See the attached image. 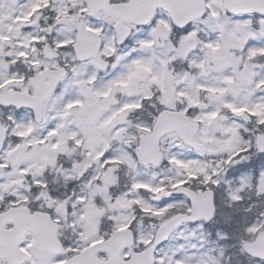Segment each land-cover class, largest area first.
Instances as JSON below:
<instances>
[{"label":"snow or ice","instance_id":"6c2138e0","mask_svg":"<svg viewBox=\"0 0 264 264\" xmlns=\"http://www.w3.org/2000/svg\"><path fill=\"white\" fill-rule=\"evenodd\" d=\"M0 264H264V0H0Z\"/></svg>","mask_w":264,"mask_h":264}]
</instances>
